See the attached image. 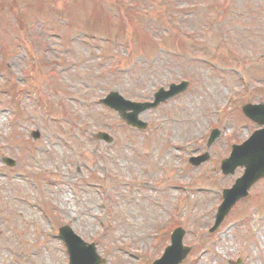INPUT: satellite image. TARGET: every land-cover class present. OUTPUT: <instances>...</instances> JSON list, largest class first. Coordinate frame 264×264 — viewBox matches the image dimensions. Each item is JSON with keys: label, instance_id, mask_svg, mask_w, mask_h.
Listing matches in <instances>:
<instances>
[{"label": "rangeland", "instance_id": "obj_1", "mask_svg": "<svg viewBox=\"0 0 264 264\" xmlns=\"http://www.w3.org/2000/svg\"><path fill=\"white\" fill-rule=\"evenodd\" d=\"M126 2L138 5L133 15H126ZM261 4L264 0H0V264H63L64 251L55 236L64 223L86 239L101 234L100 246L108 248L109 256L133 262L118 252L119 242L141 247L150 218L160 211L142 196L170 192L166 185L172 173L156 182L159 163L152 150L161 142L167 145V139L187 135L186 142L197 137L200 119L211 116L212 102L223 100L224 84L226 91L239 90L241 95L231 101V124L225 121L234 136L245 129L244 118L240 116L241 123L236 120L235 109L244 100H264V73L259 72L264 71ZM253 7L262 11L255 15ZM78 30L112 38L116 45L107 46L104 62L98 57L102 46L97 50L95 44L83 43ZM167 51L173 53L162 59ZM112 53L117 59L110 69L115 72L105 73ZM153 56L159 57L154 62L170 60L168 68L155 74L144 62ZM56 60L67 64L66 70L51 67ZM219 65L240 70L249 86L239 87L236 71L235 76L229 73V83L226 77L219 79ZM116 66L122 73L116 74ZM255 68L259 70L254 72ZM186 75L194 79L189 92L145 113L151 118L147 133L123 127L114 132L115 112L93 103L108 89L131 98L147 97L168 80ZM28 77L37 81L29 84ZM5 79L12 84L2 83ZM59 116L70 119L74 129L68 138L77 148L61 131ZM34 129L39 131L35 140ZM97 129L116 138L99 153L89 138ZM165 129L171 136L163 140ZM5 155L16 159L14 166L3 164ZM231 179L205 171L198 184L207 190L182 199L186 226L204 230L200 224L210 220L209 207ZM251 192L221 227L225 234H216L204 245L188 236L201 255L199 264H229L238 256L242 264H264V198L263 203L260 198L255 202L256 195L264 197V180ZM203 247L209 248L207 252ZM14 250L18 261L10 256Z\"/></svg>", "mask_w": 264, "mask_h": 264}, {"label": "water", "instance_id": "obj_2", "mask_svg": "<svg viewBox=\"0 0 264 264\" xmlns=\"http://www.w3.org/2000/svg\"><path fill=\"white\" fill-rule=\"evenodd\" d=\"M260 119H264V117ZM226 164H228V167L226 168L227 171L232 170L238 164H245L246 170L244 175L235 183V185L230 190L225 191L226 200L218 213V219H220L224 213L227 212L234 200L245 193L246 189L256 178L264 175V128L256 132L255 135L252 136L245 144L236 146L230 158L225 162L224 168ZM60 235L69 246L72 264H98V262L94 260L92 252L89 250H85L82 255H79V250L73 246L78 243L76 241V237L71 234L68 228H63ZM180 235L181 234L174 237V245H179L178 241ZM184 254L185 252L183 251L178 258L170 261L167 260L165 264L177 263L181 257L184 256Z\"/></svg>", "mask_w": 264, "mask_h": 264}]
</instances>
